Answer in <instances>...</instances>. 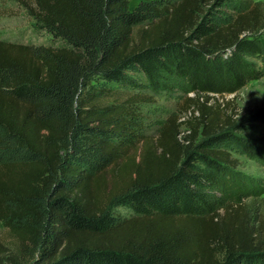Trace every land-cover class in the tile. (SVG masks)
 <instances>
[{
  "label": "trees",
  "instance_id": "16d2710c",
  "mask_svg": "<svg viewBox=\"0 0 264 264\" xmlns=\"http://www.w3.org/2000/svg\"><path fill=\"white\" fill-rule=\"evenodd\" d=\"M14 1L63 45L0 39V226L15 242L0 264H264V213L238 197L213 215L202 193L236 164L227 144L264 160V139L226 129L264 110L237 121L210 103L256 78L259 3L215 25L205 0ZM173 85L194 93L191 117L153 138L144 92Z\"/></svg>",
  "mask_w": 264,
  "mask_h": 264
},
{
  "label": "rangeland",
  "instance_id": "374dc122",
  "mask_svg": "<svg viewBox=\"0 0 264 264\" xmlns=\"http://www.w3.org/2000/svg\"><path fill=\"white\" fill-rule=\"evenodd\" d=\"M136 3L137 0H130L129 7H134ZM255 3H259L257 13L260 15L259 21L262 27L254 32V36L260 41L261 53L245 54L244 57L249 63V68L258 71L256 78L246 81L234 92L217 94L214 96L215 99L210 101L211 104L214 101L221 104L228 101V109L223 114L228 115L231 120L240 121L253 111L264 110V0H205L202 8L201 15L206 17L207 22L224 25L233 19L240 7ZM0 39L34 45H63L60 39H55L46 30L35 26L34 20L14 0H0ZM170 83L177 84L183 81L175 80ZM174 86L170 90L162 89L158 93L150 90L144 92L146 97H151L150 100H146V103L140 105L145 123L144 132L153 138L158 135L159 127L170 117H175L178 122L186 121L187 117H191L184 111L182 100L184 95L193 96L194 93L185 91L184 88H173ZM226 129L234 130L233 133L242 135L247 140L264 139L263 120L248 122L245 130L242 131L235 130L233 127ZM191 132L188 124H183L178 128L176 137L182 145H187L189 141L185 139L192 135ZM202 139V135L196 134L190 150H195L197 143ZM229 145L227 144L226 147L237 162L232 168L230 167L232 170H228V176L226 175L224 180L214 185H207L203 189L202 193L210 209L207 212L214 213L213 215L222 214L224 207L239 197L253 215H262L264 213V160L261 156H255L233 143ZM0 240L7 246L15 248V242L2 226H0Z\"/></svg>",
  "mask_w": 264,
  "mask_h": 264
}]
</instances>
